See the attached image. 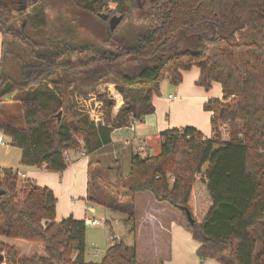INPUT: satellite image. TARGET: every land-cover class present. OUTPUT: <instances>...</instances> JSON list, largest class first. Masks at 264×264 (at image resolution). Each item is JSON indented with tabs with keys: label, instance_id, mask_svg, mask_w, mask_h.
Listing matches in <instances>:
<instances>
[{
	"label": "trees",
	"instance_id": "16d2710c",
	"mask_svg": "<svg viewBox=\"0 0 264 264\" xmlns=\"http://www.w3.org/2000/svg\"><path fill=\"white\" fill-rule=\"evenodd\" d=\"M71 1L98 18L107 4ZM115 1L124 19L114 32L85 40L79 20L66 15L60 31L71 33L72 44H47L28 34L31 25L47 26L42 0H23L25 14L35 11L26 14V29L16 26L17 10L0 0V106L13 96L24 119L22 127L2 129L21 151V165L64 172L69 151L91 155L111 144L115 130L155 113L165 80L178 87L185 72L198 68L199 87L222 88V98L204 105L213 136L192 127L163 132L159 155L133 153L129 176L119 174L122 190L108 187L102 166H90L88 200L125 214L134 235L135 197L150 193L183 215L201 262L264 264V0ZM104 84L115 85L124 104L114 117L115 100L99 95L104 119L96 123L79 98ZM18 173L0 168V237L41 245L46 256H20L0 243V264H139L136 246L122 241L101 262H87L85 220L57 222L54 192L22 182Z\"/></svg>",
	"mask_w": 264,
	"mask_h": 264
},
{
	"label": "crops",
	"instance_id": "0c3cea01",
	"mask_svg": "<svg viewBox=\"0 0 264 264\" xmlns=\"http://www.w3.org/2000/svg\"><path fill=\"white\" fill-rule=\"evenodd\" d=\"M2 50L3 36L0 34V64ZM199 77L200 70L198 68L185 72L183 83L180 86L168 87V89L166 88L167 97L154 99L156 108L154 114L144 117L142 122L132 127L115 130L112 133V143L97 152L85 155L81 151H69L66 154L68 168L64 172L54 173L45 168L26 166H23V170L15 171L24 176L21 178L22 182L32 181L37 186L50 188L54 192L57 199V222L70 217L85 220L88 218L89 212L92 214L97 212L90 205L92 202L88 200L89 167H95L97 164L102 166L105 169L103 178L108 181L104 166V158L107 157L106 150L110 151V154L112 153L115 161L114 167L117 169L119 167L118 159L123 149L125 153L131 151V157L133 153L139 152L140 147H144L145 152H148L149 155L153 151L156 152L152 156L159 155L161 151L160 135L165 131L192 127L200 131L206 138L213 136L212 113L206 112L204 105L210 99L222 97L219 94L211 95L199 87L197 85ZM8 125L22 127L24 122L21 120L20 124L8 123ZM118 132H125L121 134H124L126 138L122 141L117 140L115 134ZM19 155L21 156V151H19ZM88 203L90 204L88 205ZM135 206L136 233L131 234L129 228L125 226L133 240V244L128 246H136L139 264H220L215 260L201 262L197 254L200 244L193 239L179 210L166 203H158L150 193L136 195ZM102 210L108 214L107 218L114 214L106 206H102ZM106 223H111L110 219L106 220ZM116 241L124 242L122 239H116L108 245L107 250ZM40 248L44 250L43 246ZM20 256L23 255L20 254Z\"/></svg>",
	"mask_w": 264,
	"mask_h": 264
},
{
	"label": "rangeland",
	"instance_id": "374dc122",
	"mask_svg": "<svg viewBox=\"0 0 264 264\" xmlns=\"http://www.w3.org/2000/svg\"><path fill=\"white\" fill-rule=\"evenodd\" d=\"M12 9L17 10L18 18L16 21V26L21 29L27 28V15H35V11L29 9L26 14L23 10V0H2ZM93 0H88V2H92ZM39 0H37V3ZM43 7L47 13V26L43 30L38 28L37 26H30L28 29V34L39 43H47L50 44L53 42L56 44L57 42L70 43L72 44L71 33L65 32L62 33L60 31V24L62 25V21L67 17L79 20L81 27L83 28L81 31V36L86 40V38L90 34H96L100 37H103L109 28L106 21L93 16L89 13H81L78 10L73 9L71 0H42ZM107 4L102 5L97 9V14H108L110 18L114 16H121L118 9V3L115 0H105ZM72 6V8H71ZM63 11L65 15L61 13ZM62 21H61V20ZM73 26V24H72ZM57 43V44H58ZM7 67L10 68L13 66L12 62L6 63ZM6 67V68H7ZM171 85V86H170ZM168 87H175L171 84L170 80H165L161 85V95L159 98H165L168 96V92L166 90ZM167 88V89H166ZM209 94L215 95L219 94L222 97V88L219 84H213ZM99 95L107 96L109 99L115 100V107L113 109V116L115 117L119 112L120 108L124 104L123 97L117 91V87L113 84H104L98 87L96 93L91 94H83L85 98V105L91 110H96L95 113H92L91 119L96 121L97 118H101V121L104 119V103L99 98ZM78 97L79 94H76ZM193 117L195 115H192ZM188 118V117H185ZM23 121V109L20 103H17L13 100V96L7 98L3 104L0 106V136H2L5 140V144L0 147V168L3 169H14V170H23V166L21 165V156L19 155V149L13 147L11 145L10 138L4 133L3 129L8 123L11 124H20V121ZM98 122V123H100ZM125 132H118L115 134V138L117 140H124L126 137L124 136ZM127 133V132H126ZM224 136H225V132ZM124 136V137H123ZM156 150V148H155ZM139 151V149H138ZM119 152V151H118ZM121 155L118 159L120 169H115V161L113 159L112 153L106 150V156L104 158V166L106 168V177L108 181L104 182L108 185V187L116 188L118 190H122V187L119 185V174L124 179H126L131 172V151H127L125 153L124 149L121 150ZM151 152V156L154 154ZM137 154L146 157L148 156V152H138ZM100 157V156H99ZM117 186V187H115ZM105 191V195L108 190L103 188ZM125 200L124 202H127ZM90 203H88L89 205ZM96 209V214L88 213L89 218H96L98 220H109L111 223H105L102 227H91L87 226V242H86V261L98 263L103 260L105 254L107 252V247L112 241L115 239H122L125 244L131 245L133 244V240L131 239L129 232L125 226V219L127 216L123 213L113 212L112 217H108V214L102 210V206L98 204H90ZM0 243H5L12 247H16L21 255L23 256H32L34 254L46 256L45 250H43L41 245L36 243H30L23 240L9 239L0 237Z\"/></svg>",
	"mask_w": 264,
	"mask_h": 264
},
{
	"label": "built area",
	"instance_id": "2783aa9c",
	"mask_svg": "<svg viewBox=\"0 0 264 264\" xmlns=\"http://www.w3.org/2000/svg\"><path fill=\"white\" fill-rule=\"evenodd\" d=\"M79 101H80V108L88 113L90 116H92V113H95L96 110H91L90 108H88L84 103H85V98L83 96H80L79 98ZM95 111V112H94ZM97 113V112H96ZM94 120V119H93ZM101 121V118H97V120L95 121L96 123L100 122ZM137 123L134 122L132 126L136 125ZM226 131V130H225ZM225 137H226V132H225ZM5 144V140L2 136H0V145H4ZM139 152H145V148L144 147H140L139 148ZM19 174V177L20 178H24V176L20 173ZM85 223L87 226H91V227H102L105 225L106 221L104 220H98V219H92V218H86L85 219Z\"/></svg>",
	"mask_w": 264,
	"mask_h": 264
},
{
	"label": "water",
	"instance_id": "95a60500",
	"mask_svg": "<svg viewBox=\"0 0 264 264\" xmlns=\"http://www.w3.org/2000/svg\"><path fill=\"white\" fill-rule=\"evenodd\" d=\"M35 3H37V0H35ZM23 12L26 11V6L23 7ZM99 18L102 19L103 21H106L108 22V25H109V29H110V32H114L117 27L121 24V22L123 21L124 17L123 16H114L112 18H110V16L108 14H99ZM61 117V115H60ZM121 193L123 195H129L130 192L129 191H121ZM3 193H0V195H2ZM186 211V215H187V218H188V221L191 223V224H194V219L191 215V212L188 210V209H185ZM114 240H116L114 238Z\"/></svg>",
	"mask_w": 264,
	"mask_h": 264
},
{
	"label": "flooded vegetation",
	"instance_id": "af4514ba",
	"mask_svg": "<svg viewBox=\"0 0 264 264\" xmlns=\"http://www.w3.org/2000/svg\"><path fill=\"white\" fill-rule=\"evenodd\" d=\"M108 23V22H107Z\"/></svg>",
	"mask_w": 264,
	"mask_h": 264
}]
</instances>
